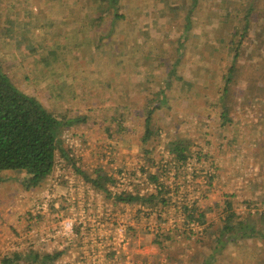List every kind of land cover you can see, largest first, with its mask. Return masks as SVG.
<instances>
[{
	"label": "rangeland",
	"instance_id": "1",
	"mask_svg": "<svg viewBox=\"0 0 264 264\" xmlns=\"http://www.w3.org/2000/svg\"><path fill=\"white\" fill-rule=\"evenodd\" d=\"M65 2L0 0L2 72L61 122L77 117L87 119L63 135L65 148L84 170L105 168L118 180L111 187L113 193H136V189L142 194L153 192L156 185L149 174L171 162V155L163 144L157 151L160 157L145 155L140 141L143 129L137 116H128L121 125L114 119L119 108L125 111L129 85L136 84L138 78L127 74L126 64H116L110 42L101 38L107 25L89 30L75 22V15L64 9ZM151 16L156 25L154 14ZM232 28L217 22L203 27L207 40L212 38L215 42H207V47L202 48L207 61L198 64L200 61L194 56L185 59V76L191 77L197 88L189 93L186 102L182 100L183 88L178 86L172 96L179 102L161 119V125L169 128V137L194 141V152L203 145L208 156L201 162L194 158L181 176L174 165L165 175L174 199L172 206L153 209L115 204L78 176L62 157L58 158L56 172L39 189L27 190L24 174L0 173V262L15 252L36 251L64 252L55 264H165L168 255L154 242L161 229L171 233L203 230L198 224L186 222L184 204L198 202L206 209L232 199L240 203L239 213L264 212L261 206L255 207V201L264 196V104L250 93L251 81H240L232 88L229 99L232 122L222 126L221 111L214 109L220 99L215 79L209 82L211 75L205 77L212 72L205 69L208 64L226 59V47L219 41ZM261 39L259 32L249 38L250 56L255 54L256 46L263 45ZM191 42L198 43L199 38H192ZM212 47L220 48L213 53L209 50ZM246 61L250 62L247 58ZM219 66L224 63L213 68L221 74L223 68ZM205 78L207 82L201 83ZM134 91L141 93L138 87ZM244 201L255 202V206L250 209ZM221 217L217 208L209 213L210 223ZM65 225L68 233L75 236L73 241L58 235ZM202 236L179 240L182 261L176 264L197 263L194 259L199 253L201 257L198 246ZM256 244L254 240L251 247ZM62 245L65 248L60 250ZM259 256L255 252L241 254L233 248L215 264H260L256 262Z\"/></svg>",
	"mask_w": 264,
	"mask_h": 264
},
{
	"label": "trees",
	"instance_id": "2",
	"mask_svg": "<svg viewBox=\"0 0 264 264\" xmlns=\"http://www.w3.org/2000/svg\"><path fill=\"white\" fill-rule=\"evenodd\" d=\"M62 1H66L64 9H69L75 15V22L84 24L89 30L94 31L107 25L108 30L106 33L101 32V38L110 42L108 45L113 48L111 55L117 60L116 64H126L127 74L138 78L136 84L129 85V103L124 112L118 109L119 115L117 118L114 116L115 122L121 125L128 116H137L143 129L140 141L145 155L160 157L157 151L163 144L172 157L171 162L158 166L154 174H149V179L156 185L155 191L142 194L136 189V193L126 190L114 194L111 187L117 185L115 176L107 173L105 168L92 172L84 170L64 146V132L77 124L86 123L87 119L77 117L72 121L61 122L39 100L18 89L12 79L2 72L0 64V173L24 174L25 188L39 189L56 172L58 158L62 157L78 176L95 190L103 192L108 199H114L115 204L153 209L171 207L174 199L171 197L168 180L164 179L165 175L168 176L173 170V165L177 175L181 176L188 171L194 158L197 157L198 162L208 159L203 145L198 146V151L194 152V141L171 138L167 133L169 128L161 125V119L180 100L172 96L179 90L178 86L183 88L182 100L186 102L189 93L197 88L194 80L185 76V59L194 56L200 61L198 64L207 61L202 48L207 47V42H215L212 38L207 40L203 27L213 22L233 27L219 41L220 45H225L227 55L221 61L224 66H219L223 68L221 74L213 68V65L218 66L221 62L213 60L205 68L212 70L205 77L211 75L209 82L215 79L213 83L218 88L220 99L214 109L221 111L222 126L232 122L233 107L229 99L232 88L240 81H251L250 93L264 104V43L256 46L253 56L247 53L248 40L252 34L259 32L262 34L261 40H264V0ZM153 14L156 25L151 18ZM192 38H199V42H191ZM219 48L212 47L209 50L215 53ZM201 80V83L207 82L206 78ZM135 87L140 88V94H134ZM193 113L198 112L194 110ZM164 127L166 133L163 135ZM255 202L243 203L250 209L254 206L264 208L263 195ZM239 207L240 203L232 199L214 203L206 209L198 202L184 204L182 213L186 222L198 224L203 230L199 233L192 230L171 233L161 229L154 242L164 255H168L165 264L181 263L179 240H187L191 235L199 234L203 235L198 246L202 254L200 258V253L196 255V264H215L233 248L241 254L258 253L260 256L256 262L264 264V212L254 214L249 211L242 214L237 211ZM215 208L220 210L222 217L210 223L209 213ZM254 240L257 244L251 247ZM61 255L60 252H15L5 256L0 264H55Z\"/></svg>",
	"mask_w": 264,
	"mask_h": 264
},
{
	"label": "built area",
	"instance_id": "3",
	"mask_svg": "<svg viewBox=\"0 0 264 264\" xmlns=\"http://www.w3.org/2000/svg\"><path fill=\"white\" fill-rule=\"evenodd\" d=\"M112 191V190H111ZM113 192V191H112ZM103 193V192H102ZM114 194H117V193H114ZM114 200V199H113ZM119 204H122V205H124L123 203H119ZM70 228H72L73 227V224H70ZM83 229H84V227H82ZM68 231H69V229H68V227L65 225V228H63V229H61L59 232H58V235H61V237L63 238V239H65V238H70V241H73V239H74V235H70L69 233H68ZM70 231H72V229L70 230ZM66 245H67V243H66ZM60 248V250H63L64 248H65V246H61V247H59ZM62 255L58 258V260L57 261H59V259L60 258H62L63 256H64V252H60ZM48 254V253H47Z\"/></svg>",
	"mask_w": 264,
	"mask_h": 264
}]
</instances>
